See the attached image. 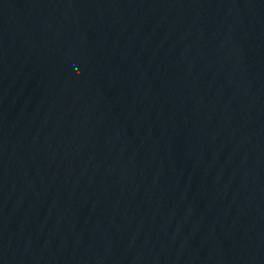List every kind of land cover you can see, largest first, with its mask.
I'll list each match as a JSON object with an SVG mask.
<instances>
[{"label": "water", "instance_id": "water-1", "mask_svg": "<svg viewBox=\"0 0 264 264\" xmlns=\"http://www.w3.org/2000/svg\"><path fill=\"white\" fill-rule=\"evenodd\" d=\"M0 264H264V0H0Z\"/></svg>", "mask_w": 264, "mask_h": 264}]
</instances>
